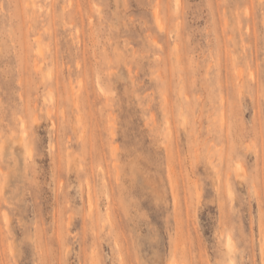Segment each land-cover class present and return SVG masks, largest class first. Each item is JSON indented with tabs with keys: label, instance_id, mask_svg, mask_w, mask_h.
Masks as SVG:
<instances>
[{
	"label": "rangeland",
	"instance_id": "rangeland-1",
	"mask_svg": "<svg viewBox=\"0 0 264 264\" xmlns=\"http://www.w3.org/2000/svg\"><path fill=\"white\" fill-rule=\"evenodd\" d=\"M0 264H264V0H0Z\"/></svg>",
	"mask_w": 264,
	"mask_h": 264
},
{
	"label": "bare ground",
	"instance_id": "bare-ground-1",
	"mask_svg": "<svg viewBox=\"0 0 264 264\" xmlns=\"http://www.w3.org/2000/svg\"><path fill=\"white\" fill-rule=\"evenodd\" d=\"M22 125V124H21ZM230 238V237H229Z\"/></svg>",
	"mask_w": 264,
	"mask_h": 264
}]
</instances>
